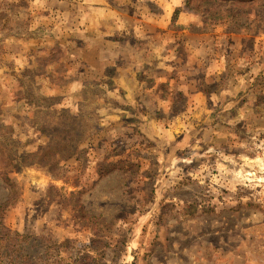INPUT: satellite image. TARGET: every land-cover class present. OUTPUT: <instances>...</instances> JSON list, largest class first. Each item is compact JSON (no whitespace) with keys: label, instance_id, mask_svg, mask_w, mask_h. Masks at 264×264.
Returning a JSON list of instances; mask_svg holds the SVG:
<instances>
[{"label":"rangeland","instance_id":"rangeland-1","mask_svg":"<svg viewBox=\"0 0 264 264\" xmlns=\"http://www.w3.org/2000/svg\"><path fill=\"white\" fill-rule=\"evenodd\" d=\"M2 237L0 264H264V0H0Z\"/></svg>","mask_w":264,"mask_h":264},{"label":"trees","instance_id":"trees-1","mask_svg":"<svg viewBox=\"0 0 264 264\" xmlns=\"http://www.w3.org/2000/svg\"><path fill=\"white\" fill-rule=\"evenodd\" d=\"M189 1V0H188ZM227 3L231 2L232 0H226ZM244 1V0H243ZM226 7H229V4H225ZM5 232V235L3 236L4 238H6L5 240L9 239V240H14L15 238H18L19 241H27L29 239V236L28 235H24V234H19V233H15L14 236H11V234L9 233V230L5 229L4 230ZM2 238H0V241L4 240ZM17 245V244H16ZM56 247V246H55ZM4 247L2 246V244H0V251H2ZM8 249L11 250L13 249L14 250V246L13 245H9L8 246ZM19 249L17 248L16 250H14V252L18 251ZM2 253V252H1ZM18 253V252H17ZM50 255V254H49ZM3 256V255H2ZM47 260V259H46ZM51 264V263H49ZM54 264H62V261L60 260H55Z\"/></svg>","mask_w":264,"mask_h":264}]
</instances>
